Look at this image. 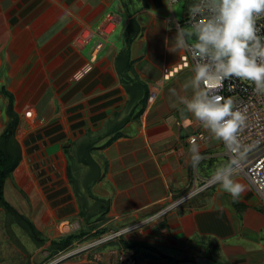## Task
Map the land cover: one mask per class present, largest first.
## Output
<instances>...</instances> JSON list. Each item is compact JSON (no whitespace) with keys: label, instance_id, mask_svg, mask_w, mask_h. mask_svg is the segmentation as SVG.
<instances>
[{"label":"crops","instance_id":"crops-1","mask_svg":"<svg viewBox=\"0 0 264 264\" xmlns=\"http://www.w3.org/2000/svg\"><path fill=\"white\" fill-rule=\"evenodd\" d=\"M174 5L0 0V85L18 98L19 159L3 197L49 244L9 250L13 264L264 263V202L236 173L239 199L223 190L215 174L232 162L184 102L201 89L182 65ZM107 14L115 25L101 38ZM199 131L208 139L190 144Z\"/></svg>","mask_w":264,"mask_h":264},{"label":"clouds","instance_id":"clouds-1","mask_svg":"<svg viewBox=\"0 0 264 264\" xmlns=\"http://www.w3.org/2000/svg\"><path fill=\"white\" fill-rule=\"evenodd\" d=\"M211 18L193 25L197 36L196 54L205 62H197L193 82L200 89L201 82L220 81L226 77L251 81L257 91L264 92V43L257 36L255 16L264 13V0H210ZM200 8L193 9L199 13ZM184 33L177 37L179 47L185 46ZM187 110L229 148L236 144V134L243 117L233 111L230 100L207 90L184 101ZM215 179L233 199H239L243 188L231 179L229 169H220Z\"/></svg>","mask_w":264,"mask_h":264},{"label":"built area","instance_id":"built-area-1","mask_svg":"<svg viewBox=\"0 0 264 264\" xmlns=\"http://www.w3.org/2000/svg\"><path fill=\"white\" fill-rule=\"evenodd\" d=\"M179 0H166L169 6L176 4ZM210 0H197L194 7L187 16V23L193 25L200 22H208L211 18L209 11ZM199 7V13H194L193 9ZM255 28L257 36L264 43V13L255 16ZM115 19L111 14H107L104 23L96 31L101 38H106L113 30ZM90 32H82L79 43L86 41ZM103 46V41L98 40L92 49V54H96ZM197 62L204 63L194 49L193 45H185V52L182 56V65L191 66L195 70ZM166 76L170 72L166 69ZM172 73V72H171ZM195 74V71H194ZM201 90H207L213 95L222 98V102L230 100L233 111H238L243 117V122L236 134V144L229 148L222 140L226 153L232 162L229 168L230 174L236 173L244 177L251 187L257 192L264 202V92L257 91L256 86L251 81H246L235 76L226 77L220 81H209L207 84L201 82ZM157 87L149 89L148 101L152 103L156 99ZM200 125L202 123L198 121ZM203 132L195 133L189 138V143L194 144L199 140H207ZM119 232H113L110 238L117 236ZM121 264H137L132 256L125 257ZM264 264V263H262Z\"/></svg>","mask_w":264,"mask_h":264},{"label":"rangeland","instance_id":"rangeland-1","mask_svg":"<svg viewBox=\"0 0 264 264\" xmlns=\"http://www.w3.org/2000/svg\"><path fill=\"white\" fill-rule=\"evenodd\" d=\"M195 1L196 0H179L173 6L176 17L180 23H182V32L185 34L187 43L193 46L197 43L198 38L194 32V29L187 23V19L185 17L190 13V9ZM246 81L248 82V80ZM6 87L7 86L0 85V150H3L6 155H10L13 162L9 170H7V162H4V179L13 180L15 173L13 168L19 160L16 157L15 152L18 146L17 143L13 144L12 139L14 136H11L9 133L13 134L16 130L15 106L18 98H16L14 93H11V91H9V89ZM6 131H8L7 135H5ZM71 170L70 173L72 174ZM22 217L23 215L21 216L18 213L16 214L13 212L11 209L5 208L0 202V264H10V262L12 264L14 263L12 257H15V254H11L12 256L8 255L10 254L8 251L11 249H13L11 251L13 253L15 252L14 249L17 248L24 249L32 254L33 251L38 249L40 245H45L43 250L49 245L48 241L41 239L44 238V232L46 233L47 231L46 227L45 229L43 228V230H40V228H37V225H34V223L31 222V220H29L26 216L25 217L27 219H23L25 217ZM28 225L33 226V228L36 230L35 234H32ZM60 230L63 232L64 229L62 226L60 227ZM41 242L43 243L41 244ZM53 257L54 255L49 253L46 258L43 257L42 263H48Z\"/></svg>","mask_w":264,"mask_h":264},{"label":"trees","instance_id":"trees-1","mask_svg":"<svg viewBox=\"0 0 264 264\" xmlns=\"http://www.w3.org/2000/svg\"><path fill=\"white\" fill-rule=\"evenodd\" d=\"M8 134V131L5 132V135ZM12 161L10 155H6V153L3 150H0V202L3 204V206L7 209H11L12 207L4 200L3 197V185H4V178H5V171H4V162H7V170L11 168L10 162ZM32 234H35L36 230L33 228V226L28 225ZM80 234H77V236ZM76 236L74 234H71L63 239H59L53 244L57 249L63 250L65 247H67L71 241L75 238ZM79 237V236H78Z\"/></svg>","mask_w":264,"mask_h":264}]
</instances>
